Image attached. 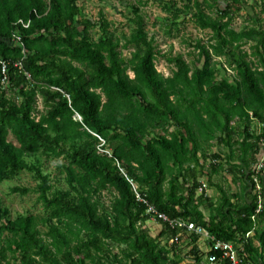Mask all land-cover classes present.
I'll return each mask as SVG.
<instances>
[{
	"label": "trees",
	"instance_id": "16d2710c",
	"mask_svg": "<svg viewBox=\"0 0 264 264\" xmlns=\"http://www.w3.org/2000/svg\"><path fill=\"white\" fill-rule=\"evenodd\" d=\"M79 1L0 0V83L1 63H6L8 75L5 88L0 85V184L27 168L25 155L59 157L66 142H79L61 170L75 199H63L61 194L47 198L49 176L42 175L39 165L29 167L50 214L46 219L28 215L11 220L6 210L1 211L0 264H123L124 260L178 264L158 242L163 231L153 238L138 227L152 219L146 213L148 206L169 219L189 220L215 241L244 240L260 215L255 213L257 195L247 200L255 189L253 176L261 187L264 176V164L255 173L264 151L261 21L249 16L252 26L236 31L233 20L242 8L240 0H229L216 17L201 11L207 5L212 12V4L184 0L185 16L192 14L197 28L210 31L207 42H196L188 62L181 54L159 56L142 13H133L129 34L118 37L109 31L111 23L103 13L93 22ZM164 6L174 12L167 27L176 29L181 18L176 3L168 0ZM261 15L264 20V1ZM94 28L101 32L97 40L91 36ZM158 57L172 66L170 76L157 71ZM219 68L235 73L232 83L215 81ZM38 96L45 102L44 113L36 109ZM253 123L260 130L253 129ZM9 134L18 147L7 140ZM237 136L242 137L239 159L245 199L234 207L218 188L223 200L218 212L228 220L222 225L204 219L195 204L201 189L198 180L205 174L200 159H207L199 157V150L201 142L233 147ZM97 137L105 142L101 148ZM99 149H111V157ZM251 165L256 166L250 170ZM217 167L209 165L214 173ZM120 169L137 185L146 204L137 200ZM103 191L113 198L108 211L95 199ZM154 221L174 236L165 223ZM255 238L259 248L248 239L244 252L263 264L264 232ZM113 246H126L130 253L124 252L120 259L110 253ZM215 255L222 257L219 252Z\"/></svg>",
	"mask_w": 264,
	"mask_h": 264
},
{
	"label": "rangeland",
	"instance_id": "374dc122",
	"mask_svg": "<svg viewBox=\"0 0 264 264\" xmlns=\"http://www.w3.org/2000/svg\"><path fill=\"white\" fill-rule=\"evenodd\" d=\"M168 0H80L79 6L87 18L93 19V22L99 18V13H103L104 18L108 23H111L109 31L118 37H121L123 33L129 34L133 26L129 25L132 18V14L135 12L142 13L145 16L146 30L148 37L154 39V45L159 51V56H175L178 54L183 55L184 59L188 62L192 61L191 53H193V47L198 40L207 42L210 38V31H204L195 25L192 14L186 15V10H183L184 0H172L176 3V12L181 13V18L178 20V27L168 28L167 25L171 23L174 12H168L164 3ZM200 3L212 4V12L208 10L207 5L201 9L206 15L216 17V12L226 6L229 0H198ZM241 10L234 15L233 27L236 31H240L243 27H251L252 23L248 20V17H255L262 23L264 30V20L261 15L262 2L264 0H240ZM191 17V19H190ZM91 36L94 40H97L101 36V32L94 28L91 31ZM191 45V46H190ZM248 50L249 45L244 47ZM123 54L128 57V52L123 51ZM227 67V64H225ZM20 67V66H19ZM156 69L165 77L170 76L172 72V66L168 64L164 58L158 57L156 60ZM219 73L216 78V82L226 80L232 83L235 73L229 69L219 68ZM130 77L132 73H129ZM38 102L36 109L39 113L46 112L45 102L42 97L38 96ZM17 103L19 99H16ZM253 129H260V126L253 123ZM173 130V129H170ZM220 137L219 135H217ZM224 138V137H222ZM7 140L13 145L18 147V144L12 134H9ZM103 140V139H102ZM233 147L226 145H220L216 141L211 145H207L205 142H201L199 157L206 155L207 159H200V163L205 167V174L199 178L201 185V194L198 191L195 197V204L199 206L204 219L213 220L215 223H222L225 225L226 214L218 212L219 206L222 203V197L219 194L218 188H221L228 197L232 194L236 195L239 199L242 189L244 187V181L241 178L242 161L239 159L241 155L240 142L242 137H235L232 140ZM78 141L66 142L62 156L56 157L53 153H42L35 156L25 155L24 160L27 163V168L17 174L9 175L7 180H4L0 184V213L6 210L8 212V218L11 220L16 219L18 216L26 217L28 215L47 218L50 214V210L46 208V204L40 198L38 192V185L34 179V170L29 167L38 166L43 176H49L51 189L47 192V198L51 199L56 194H61L63 199H75L76 194L73 188L68 185L65 174L61 173V170L68 165L69 158L74 150L78 148ZM111 153V149H109ZM231 151H234L231 154ZM100 152V151H99ZM218 156L219 159L212 158ZM210 163H213L218 169L217 173H214L209 168ZM234 166L235 170L230 171V167ZM199 183V182H198ZM134 187L138 192V187L134 184ZM26 189L27 192L22 194L18 190ZM164 189L168 190V181L164 185ZM205 190H208L205 192ZM236 193H232V192ZM113 192V191H112ZM253 194V192H252ZM251 195V194H249ZM96 200L99 202L102 210H107L113 200L112 195L108 191H103L100 194H96ZM200 198L202 201H200ZM230 204L236 207L237 199L233 197L228 198ZM200 201V202H199ZM264 209V206H263ZM184 219V218H183ZM187 223H192L187 219H184ZM194 224V223H192ZM195 225V224H194ZM196 226V225H195ZM140 229H147L151 237H156L159 231H163L164 237L162 240H158L161 247L169 249V258L171 261H176L178 264H209L207 261L208 249L211 244L208 233L203 230V234H197L194 232H188L184 229L176 230L174 236L166 231L162 226L150 219L142 227L138 225ZM198 227V226H196ZM41 232L46 231L45 227L40 228ZM259 231H264V226H259ZM260 233H258L260 235ZM196 237V241H194ZM213 238V237H212ZM241 239V238H240ZM238 239V241L240 240ZM242 240V239H241ZM232 244V243H231ZM209 245V246H208ZM253 245L259 248L258 243L253 239ZM233 246L239 251V264H256L251 256H248L244 250L241 242L234 243ZM172 249V251L170 250ZM130 253V250L126 246H113L110 253L118 255L120 259L123 258V253ZM111 254V255H113ZM196 257L200 259L197 262ZM264 258V252H263ZM130 264V260H124V263ZM14 264H18V261H13ZM216 264H227L225 261H219Z\"/></svg>",
	"mask_w": 264,
	"mask_h": 264
},
{
	"label": "built area",
	"instance_id": "2783aa9c",
	"mask_svg": "<svg viewBox=\"0 0 264 264\" xmlns=\"http://www.w3.org/2000/svg\"><path fill=\"white\" fill-rule=\"evenodd\" d=\"M25 28L28 27V24H24L23 25ZM2 66V73L4 75V78L1 80L0 85L5 88V86L8 84V75H7V66L6 63H1ZM77 118L79 120H81L80 116L76 115ZM96 136V135H95ZM99 139L100 145L99 148L103 147L105 142L97 137ZM100 152L108 154L109 157H111V154L109 151H105L102 149H99ZM262 168V163H260L257 168L255 173H257L258 171H260ZM121 174L127 179V181L129 182V184L131 185L133 191L136 194L137 200L146 204V201H144L137 193L136 188L134 187V183L132 182V180L128 179L127 176L125 175L124 171L122 169H120ZM253 180L255 183V189L254 192L258 197V206L257 209L255 211V213L258 215L262 212L263 210V206H262V196H261V186L259 183V180L257 178L256 175L253 176ZM146 213L149 214L152 219L154 220H159L162 223H165L171 230L176 231V230H186L188 232H194L197 234H203V230L199 227H196L194 224L192 223H187L184 219L181 218H176V219H169L168 217H166L165 215L159 214L155 209H153L151 206L147 207ZM252 220H255V217H252ZM251 235V233H247L244 236V240L242 241H238L242 243H246L247 240L250 238L249 236ZM211 244L209 246L208 249V255H207V261L209 264H216L219 261H225L227 262V264H239L240 263V259H239V251L237 248H235L233 246L234 243H226V242H219V241H215L212 237H208ZM236 244V243H235ZM216 252H219L222 254L221 258H217V256L215 255Z\"/></svg>",
	"mask_w": 264,
	"mask_h": 264
},
{
	"label": "crops",
	"instance_id": "0c3cea01",
	"mask_svg": "<svg viewBox=\"0 0 264 264\" xmlns=\"http://www.w3.org/2000/svg\"><path fill=\"white\" fill-rule=\"evenodd\" d=\"M258 130H260V129H258ZM263 147V150H264V145L262 146ZM258 162H257V164H260V163H262V166H263V164H264V151H263V153H260V155H259V157H258V160H257ZM255 166L256 165H251L250 166V170H252V169H254L255 168ZM239 169L241 168L242 169V171H243V165L241 166V167H238ZM240 169V170H241ZM241 173V172H240ZM242 176V175H241ZM242 180H243V178H242ZM198 182L200 183V180H198ZM245 184V183H244ZM261 186V185H260ZM262 187H263V190H264V176H263V178H262ZM261 187V188H262ZM262 190V191H263ZM199 192H200V194L202 193L201 192V189H199L198 190ZM197 191V192H198ZM208 190H205V192H207ZM243 192V191H242ZM252 192H253V194H252ZM251 192V195H249L248 194V197H247V200L250 198V196H253V195H256L255 194V192H254V190ZM232 193H236L235 191L234 192H232ZM220 194V193H219ZM221 195V194H220ZM196 196H199V195H197V193H196ZM226 196H227V194H226ZM220 197H222V195L220 196ZM230 197H233L234 199H237L238 197L236 196V195H231ZM230 197H228L227 196V198H230ZM263 198H262V204L264 205V194H263V196H262ZM244 199H245V197L243 196V193H241L240 194V196H239V199H237V204H240V203H242V200L244 201ZM227 220V219H226ZM228 221V220H227ZM259 226H261V227H263L264 226V209H263V211H262V213H260V215H259V217H258V219H257V225H256V227L254 228V230H252L250 233H251V235L249 236L250 238V240L252 241V245H253V239H255L256 240V242L258 243V240L255 238V234H257V233H260V231H259ZM173 232H176V231H173ZM264 232V231H263ZM159 233H160V231L157 233V236L159 235ZM207 233V232H206ZM259 235V234H258ZM209 237V236H208ZM207 237V238H208ZM247 243L248 242H246V243H242L241 245L243 246V250H244V247L247 245ZM258 245H259V243H258ZM209 246V245H208ZM254 246V245H253ZM247 254V253H246ZM248 255V254H247ZM249 256V255H248ZM256 264H261L260 263V261L258 262V260L256 261ZM263 264H264V260H263Z\"/></svg>",
	"mask_w": 264,
	"mask_h": 264
}]
</instances>
